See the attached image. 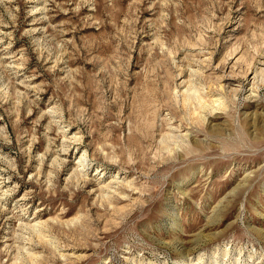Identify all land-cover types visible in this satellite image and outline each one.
<instances>
[{
	"label": "rangeland",
	"instance_id": "374dc122",
	"mask_svg": "<svg viewBox=\"0 0 264 264\" xmlns=\"http://www.w3.org/2000/svg\"><path fill=\"white\" fill-rule=\"evenodd\" d=\"M263 78L264 0H0V264H264Z\"/></svg>",
	"mask_w": 264,
	"mask_h": 264
},
{
	"label": "bare ground",
	"instance_id": "6f19581e",
	"mask_svg": "<svg viewBox=\"0 0 264 264\" xmlns=\"http://www.w3.org/2000/svg\"><path fill=\"white\" fill-rule=\"evenodd\" d=\"M262 77H263V76H262ZM259 79H260V78H259ZM261 80H263V82H264V78L261 79ZM252 88H253L254 90H256V91L258 90V86H257V85H256V86L254 85ZM182 92H183V91H182ZM185 92H186V91H185ZM183 95L185 96V95H187V94H184V92H183ZM186 97H187V96H186ZM183 102H184V101H183ZM149 104H150V103H149ZM151 107H152V106H151ZM216 107H217V106H216ZM199 109H200V108H199ZM211 112H212V111H211ZM211 112H209V114H207V115H210ZM144 119H145V118H144ZM146 123H147V122H146ZM146 123H145V124H146ZM143 126H144V125H143ZM149 130H150V129H149ZM135 132H136V131H135ZM142 136H144V135H142ZM150 137H151V136H150ZM143 138H144V137H143ZM143 138H142V139H143ZM145 138H146V136H145ZM145 138H144V139H145ZM148 139H149V138H148ZM150 140H151V139H150ZM147 142H148V141H147ZM172 143H173V142H172ZM83 154H84V153H83ZM83 154L81 155L82 157L84 156ZM77 166H78V165H77ZM75 173H77V168H76V172H75Z\"/></svg>",
	"mask_w": 264,
	"mask_h": 264
}]
</instances>
